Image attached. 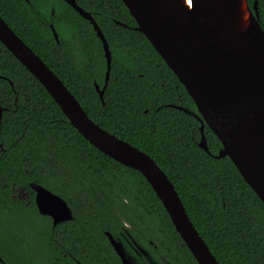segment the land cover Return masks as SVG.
Instances as JSON below:
<instances>
[{
  "label": "trees",
  "instance_id": "obj_1",
  "mask_svg": "<svg viewBox=\"0 0 264 264\" xmlns=\"http://www.w3.org/2000/svg\"><path fill=\"white\" fill-rule=\"evenodd\" d=\"M76 1L92 13L112 52L104 100L96 88L107 74L103 42L67 1L0 0V14L93 120L156 160L221 264H264V202L228 156L212 155L222 143L207 124L212 154L199 145L200 119L178 107L197 112L184 84L135 28L122 0ZM258 8L264 28V0ZM0 102L7 106L0 120V252L11 264H52L65 249L77 257H114L106 231L117 236L128 226L175 264H199L141 172L91 144L1 41ZM31 182L66 199L74 219L53 228L39 212ZM19 190L28 193V203Z\"/></svg>",
  "mask_w": 264,
  "mask_h": 264
},
{
  "label": "water",
  "instance_id": "obj_2",
  "mask_svg": "<svg viewBox=\"0 0 264 264\" xmlns=\"http://www.w3.org/2000/svg\"><path fill=\"white\" fill-rule=\"evenodd\" d=\"M88 19L103 42L110 79V45L90 11L65 0ZM141 31L193 98L197 112L178 106L201 121L199 145L212 154L204 133L207 124L222 143L216 158L228 156L264 202V28L258 0H122ZM59 42V34L52 24ZM0 41L41 82L71 124L96 148L134 168L150 183L177 232L199 264H221L191 220L174 183L147 152L93 120L75 94L44 59L0 14ZM7 106L0 102V120ZM35 202L53 226L74 219L66 199L31 182ZM22 191V190H21ZM124 264H131L121 241L106 232ZM1 259V256H0Z\"/></svg>",
  "mask_w": 264,
  "mask_h": 264
},
{
  "label": "flooded vegetation",
  "instance_id": "obj_3",
  "mask_svg": "<svg viewBox=\"0 0 264 264\" xmlns=\"http://www.w3.org/2000/svg\"><path fill=\"white\" fill-rule=\"evenodd\" d=\"M52 26V25H51ZM195 116V115H194ZM18 196L21 199L26 200L29 198V195L25 191L19 190ZM19 198V197H18ZM27 201V200H26ZM27 201L26 203H28ZM52 220V227L53 226V219L48 216ZM59 225V224H58ZM131 227V226H130ZM128 227H124V232H121L120 235H112L115 239L121 241L123 245V249L129 256L131 264H175L174 260L170 257L159 255V252L156 250L157 245L153 240H149L147 243L139 240L136 238ZM107 232V231H106ZM23 237L25 235L21 234ZM107 235V233H106ZM32 238H38L34 231L29 234ZM108 236V235H107ZM109 238V237H108ZM3 242L6 243V234L2 238ZM111 253H113L114 257H84V256H76L75 253L71 249L60 250L58 252L59 255H54V260L52 264H124L123 259L120 257L116 249L114 248L112 242L109 239ZM0 264H11V260L7 255L3 252H0ZM13 256V255H12ZM16 257V256H14ZM10 261H8V260ZM177 260H180L179 258Z\"/></svg>",
  "mask_w": 264,
  "mask_h": 264
},
{
  "label": "bare ground",
  "instance_id": "obj_4",
  "mask_svg": "<svg viewBox=\"0 0 264 264\" xmlns=\"http://www.w3.org/2000/svg\"><path fill=\"white\" fill-rule=\"evenodd\" d=\"M188 4H190L189 0H188Z\"/></svg>",
  "mask_w": 264,
  "mask_h": 264
}]
</instances>
